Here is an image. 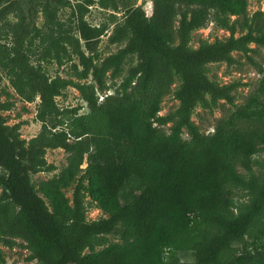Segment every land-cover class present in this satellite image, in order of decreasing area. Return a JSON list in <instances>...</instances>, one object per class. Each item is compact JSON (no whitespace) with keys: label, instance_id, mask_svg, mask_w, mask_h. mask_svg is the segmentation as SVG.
<instances>
[{"label":"trees","instance_id":"obj_1","mask_svg":"<svg viewBox=\"0 0 264 264\" xmlns=\"http://www.w3.org/2000/svg\"><path fill=\"white\" fill-rule=\"evenodd\" d=\"M151 2L148 14L137 0H0V22L18 13L16 22L2 23L10 43L0 39V68L21 100H38L40 123L24 139L22 122L8 124L0 114V264L1 246L15 244L41 264H264V177L253 171L254 155H264V68L238 106L240 82L220 85L203 71L209 63H237L233 54H247L250 44L264 48V12L249 14L248 0ZM93 4L123 11L110 41L125 44L105 58L97 54L102 29L85 18ZM63 7L66 20L58 15ZM210 21L228 37L190 48L191 33ZM128 55L136 64L99 101L107 74L118 75ZM44 62H70L94 82L51 78ZM176 76L181 84L172 90ZM68 86L86 113L57 105ZM169 94L178 105L159 115ZM217 100L234 109L212 133H201L194 108ZM12 104L0 102V111ZM56 148L67 152L66 165L36 187L31 174L56 169L45 158ZM237 190L246 197L239 204ZM83 193L105 216L86 219Z\"/></svg>","mask_w":264,"mask_h":264},{"label":"rangeland","instance_id":"obj_2","mask_svg":"<svg viewBox=\"0 0 264 264\" xmlns=\"http://www.w3.org/2000/svg\"><path fill=\"white\" fill-rule=\"evenodd\" d=\"M24 1V0H21ZM24 3V2H22ZM151 0H137V5L142 7L148 14L151 11ZM248 13L252 14L257 10L264 12L263 0H248ZM70 9L63 7L59 10V18L66 20ZM86 20L93 26H98L102 29V35L98 46V58H105L108 55L116 52L119 48L124 46V42L112 43L110 37L114 29L120 25L123 21V11L113 10L110 8H102L97 4H93L89 7V11L85 16ZM18 19L17 12H8L5 14L3 20L0 22V39L3 42L10 43V37L6 36V27L3 28V22L14 23ZM44 19L41 13L36 18V24L38 27H43ZM229 33L225 29L220 28L214 22H208L203 28L193 31L190 35L189 47L196 48L198 44L203 42H213L215 39H224L228 37ZM252 51L247 54L234 53L233 56L237 59V63L233 65H227L224 62L209 63L203 68L206 76L217 81L220 85L230 82H240V85L233 92L234 104L236 106L243 103L245 97L250 94L258 84V80L261 76L259 68H264V48L255 44H250ZM77 60L75 59V62ZM31 62L34 63V56ZM136 64L135 55H128L122 65V69L118 75L111 77L110 72L107 74L105 83L107 89L103 92L98 91V100H102L107 94H112L113 90L120 83L121 79L127 74L128 68ZM44 71L53 78L56 75L61 77L72 79L74 81H81L87 83H93V78L90 75L88 78H80L71 66L70 62H66L64 65L58 67L54 62L42 63ZM80 69V68H79ZM181 84V80L178 76L175 77V82L172 85V90H175ZM209 100V95L206 96ZM11 101L13 104L7 111H0V114L6 117L8 124H13L18 121L22 122L20 127V135L24 139H29L35 136L40 130V123L35 120L36 107L38 100L35 99L32 102H24L13 91L9 85V81L6 77L5 71L0 68V102ZM56 103L60 108L66 107H79V113H86V103L81 99L80 94L72 86H68L63 90L62 94L56 98ZM178 102L174 99L172 94L167 95L162 103L161 109L158 112L159 115L167 114L175 109ZM228 109H234L232 104L227 103L224 100H217L215 103L210 102L209 106H202L201 103H197L194 111L191 115L192 121L198 126L201 133L209 134L214 130L216 121L221 118ZM169 125V124H168ZM168 125L164 126L167 131ZM184 138H188L187 134H183ZM67 152L61 148L47 149L45 158L48 163L55 165L56 169L51 172H39L31 174V180L37 187L40 180L51 178L53 175L58 174L60 170L66 165ZM86 166L85 158L81 165V168ZM240 172H243L241 168H238ZM253 171L255 175L262 179L264 177V155L256 154L253 157ZM1 192V188H0ZM68 198H71V190L66 191ZM246 199L245 193L242 190H237L235 202L242 203ZM83 203L86 209V219L95 220L102 217L104 213L102 210L91 201L87 193H83ZM105 216V215H104ZM109 237V242L114 243L118 240L112 236ZM21 243V240H18ZM264 243V237L262 239ZM4 252V262L2 264H41L36 260H28L29 252L23 247L15 244L12 248L1 246ZM103 248V246L96 247V250ZM87 252V250L85 251ZM182 260L189 261L191 259L188 252L180 253Z\"/></svg>","mask_w":264,"mask_h":264}]
</instances>
